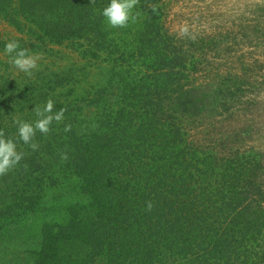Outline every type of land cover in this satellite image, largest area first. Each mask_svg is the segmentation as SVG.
<instances>
[{
    "label": "trees",
    "instance_id": "obj_1",
    "mask_svg": "<svg viewBox=\"0 0 264 264\" xmlns=\"http://www.w3.org/2000/svg\"><path fill=\"white\" fill-rule=\"evenodd\" d=\"M8 1L30 54L68 41L108 67L82 94L75 68L23 79L0 61V131L23 152L0 176V264H264L262 164L189 137L214 83L199 81L204 39L166 27L163 0H136L116 28L109 0ZM48 99L64 119L32 150L13 120Z\"/></svg>",
    "mask_w": 264,
    "mask_h": 264
},
{
    "label": "rangeland",
    "instance_id": "obj_2",
    "mask_svg": "<svg viewBox=\"0 0 264 264\" xmlns=\"http://www.w3.org/2000/svg\"><path fill=\"white\" fill-rule=\"evenodd\" d=\"M14 1L6 4L16 6ZM163 1L166 27L180 37L204 39L206 43L197 51L205 67L199 81L208 83L207 79H214L213 84L203 87L207 93L204 97L209 96L211 102L206 103L203 115L192 120L190 139L250 155L262 164L264 175V0ZM185 27L187 34L181 31ZM19 35L0 12V61L9 63L5 42L17 40ZM31 54L38 57L32 72L75 68L82 94L103 79L101 73L108 67L105 62L84 57L68 41ZM12 72L27 78L17 69ZM220 77L223 89L216 84ZM208 104H214V109Z\"/></svg>",
    "mask_w": 264,
    "mask_h": 264
},
{
    "label": "clouds",
    "instance_id": "obj_3",
    "mask_svg": "<svg viewBox=\"0 0 264 264\" xmlns=\"http://www.w3.org/2000/svg\"><path fill=\"white\" fill-rule=\"evenodd\" d=\"M136 0H109L107 5L102 9L101 15L106 22L113 28L127 26L132 16V10ZM187 34L188 29L185 27L181 30ZM4 52L9 57V63L20 72L31 75L32 70L37 68V59L30 54L27 49L21 48L17 40H9L4 45ZM54 101L48 99L45 104L34 106L32 110L35 119L28 121L16 118L13 123L16 125V134L19 141L28 145L32 150L38 148V144L33 142L36 132L46 134L50 130L53 121L61 122L64 119V109L53 111ZM70 129L69 125H65V131ZM23 152L17 150V139L7 137L0 131V176L7 174L22 159ZM153 205L151 201L146 202V210L150 211Z\"/></svg>",
    "mask_w": 264,
    "mask_h": 264
}]
</instances>
